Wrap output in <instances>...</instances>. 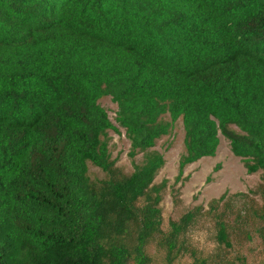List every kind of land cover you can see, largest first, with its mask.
<instances>
[{
    "label": "trees",
    "instance_id": "1",
    "mask_svg": "<svg viewBox=\"0 0 264 264\" xmlns=\"http://www.w3.org/2000/svg\"><path fill=\"white\" fill-rule=\"evenodd\" d=\"M179 120L180 176L223 136L264 200V0H0V264H151V243L173 264L202 212L162 228L153 149ZM120 129L144 156L129 175L110 150ZM243 197L234 219L211 205L218 259L234 223L264 240V207Z\"/></svg>",
    "mask_w": 264,
    "mask_h": 264
},
{
    "label": "rangeland",
    "instance_id": "2",
    "mask_svg": "<svg viewBox=\"0 0 264 264\" xmlns=\"http://www.w3.org/2000/svg\"><path fill=\"white\" fill-rule=\"evenodd\" d=\"M108 112L112 122L116 124L118 106L110 97L100 101ZM166 121H171L169 115ZM118 126V125H117ZM120 134L111 131L110 150L116 167L129 175L136 165H142L144 156L139 154L134 159L130 157L131 144L125 131ZM153 151L163 155L166 164L156 178L155 184L166 187L162 192L160 204L163 216L162 228L170 230L171 222H178L190 211L201 208L202 212L195 224L180 238L178 256L173 264H196V259H209L208 264H241L239 257L246 258L247 264H264V240L257 235L250 223L235 224L233 233L234 248L224 252L222 258L216 257L218 248L215 220L212 219L211 205L219 204L220 212H226L227 217L234 219L236 215L249 208L248 195L253 201L250 205L264 207V200L258 194L262 186L259 174L248 175L240 159L236 158L227 139L221 136V145L215 158H205L185 169L180 176V161L185 154V130L182 120L174 124L170 134L158 141ZM90 175L93 179H107V175L90 164ZM215 203V204H214ZM251 214H247V216ZM248 219V218H247ZM254 221L258 219L253 218ZM252 232V239L247 236ZM151 264H168L167 250L160 249L156 243L149 246Z\"/></svg>",
    "mask_w": 264,
    "mask_h": 264
}]
</instances>
